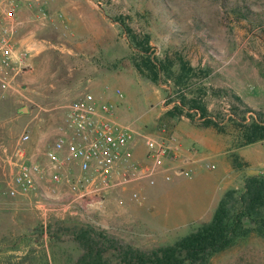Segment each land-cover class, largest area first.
Wrapping results in <instances>:
<instances>
[{
  "label": "rangeland",
  "instance_id": "rangeland-1",
  "mask_svg": "<svg viewBox=\"0 0 264 264\" xmlns=\"http://www.w3.org/2000/svg\"><path fill=\"white\" fill-rule=\"evenodd\" d=\"M53 2L60 5L49 8ZM66 3L80 7L65 8ZM47 8L62 13L65 22L55 20L22 30L26 44L34 47L28 59L31 67L18 76L16 90L0 101V145L14 144L25 132L29 135L23 143L26 155L41 157L56 137L65 105L91 83L97 91L86 89L114 101L116 120L137 133L173 134L185 147L194 146L206 155L234 144L230 127L220 133L200 126L198 120L168 113L176 99L172 83L156 85L139 78L128 59L131 50L125 34L112 20L117 15L136 31L150 33L158 57L165 51L179 52L192 66L208 71L200 81L207 89L226 88L251 110L264 112V0H52ZM204 99L211 113L219 109L230 113L227 96L209 91ZM245 99L254 100L249 103L260 109ZM195 137L206 138L209 148H202ZM137 152L142 153L141 149ZM6 179L0 169V264H71L80 249L65 236L63 240L51 238L45 230V225L62 218L53 211L41 222L37 207L31 209L33 217L27 216L31 212L16 199L31 195L8 194ZM178 181L156 175L138 186H145L147 203L154 192L157 198L167 199L171 185ZM132 191L129 194L135 200ZM33 198L34 204L38 196ZM136 210L133 213L143 219L140 223L108 230L135 247L171 243L191 228L182 220L174 222L173 230L152 227L146 210ZM210 264H264V237L241 240L214 255Z\"/></svg>",
  "mask_w": 264,
  "mask_h": 264
},
{
  "label": "built area",
  "instance_id": "built-area-1",
  "mask_svg": "<svg viewBox=\"0 0 264 264\" xmlns=\"http://www.w3.org/2000/svg\"><path fill=\"white\" fill-rule=\"evenodd\" d=\"M52 0H0V101L16 90L17 78L31 67L28 59L33 46L24 41V28L63 20L60 12H50ZM29 10L23 17L21 11ZM119 98L122 93L116 90ZM56 137L43 151L44 161L26 155L23 143L29 135L22 133L11 145H0V169L7 176L8 194L26 195L33 191L41 207L52 200L58 185L67 187L72 201L53 211L55 216H75V205L85 198H103L124 190L144 179L161 175L165 181L174 176L192 177L193 169L184 167V153L197 155L194 146L185 147L173 134L137 133L115 117L114 101L85 89L64 107ZM139 145L142 159L135 157ZM206 167L213 169L212 163ZM1 190V185H0ZM141 202L143 196L132 192Z\"/></svg>",
  "mask_w": 264,
  "mask_h": 264
},
{
  "label": "trees",
  "instance_id": "trees-1",
  "mask_svg": "<svg viewBox=\"0 0 264 264\" xmlns=\"http://www.w3.org/2000/svg\"><path fill=\"white\" fill-rule=\"evenodd\" d=\"M112 20L125 34L131 50L128 59L139 78L156 85L172 83L176 99L169 114L185 115L192 121L198 120L200 126L212 127L220 133L230 127L236 147L264 141V112L251 110L240 96L226 88L207 89L200 83L207 70L192 66L177 51H165L158 57L149 32L136 31L121 15ZM209 91L230 99L229 114L221 109L214 113L208 110L204 97ZM233 164L239 167L242 163L233 158ZM45 230L51 238L63 240L65 236L80 249L71 264H210L214 255L239 240L251 235L264 237V175H248L242 187L225 190L210 220L196 224L171 243L135 247L73 217L54 219L52 224L45 225Z\"/></svg>",
  "mask_w": 264,
  "mask_h": 264
},
{
  "label": "crops",
  "instance_id": "crops-1",
  "mask_svg": "<svg viewBox=\"0 0 264 264\" xmlns=\"http://www.w3.org/2000/svg\"><path fill=\"white\" fill-rule=\"evenodd\" d=\"M58 5H60L58 2H53L49 8ZM79 5L63 4L65 8L67 6H70V8H76L77 6L80 7ZM21 15L27 17L29 15V10L23 9ZM79 15H82V13L79 12ZM86 88L97 91V86L93 83L87 85L85 89ZM94 94L98 95L97 92ZM245 101L250 104L249 102H253L254 100L250 99L247 101L245 99ZM250 106L255 109H260V107H255L251 104ZM193 139L201 145L202 148H209V142L206 141V138L195 137ZM224 145L222 151L220 149H212L207 155L204 151L203 153L198 152L197 155L193 156L184 153L182 165L193 169L192 177L185 178L174 176L171 181H179L178 183L171 185L172 187L170 186L171 190L169 196L166 197L167 199H162L160 196L157 198V194L154 192L152 195H149V199L147 203H145L148 195L144 188L145 186L143 183H141L140 186L134 184L130 186L127 191L118 190L108 193L103 198H85L80 200L79 203L75 205L77 208V214L75 216L78 220L88 222L94 226H99L106 231L109 229L127 228L128 225L129 227H134L136 224L140 223L143 219L138 218L133 213L134 209H138V211L141 210V212L146 210L149 219L148 221L151 223L152 227H160L163 225L170 230H173L171 226H175L174 222L180 220L191 228L200 222L208 221L212 217L218 201L225 190L242 187L243 179L248 175H264V141L242 147H236L234 144ZM253 145H259L261 148L254 147ZM139 149H141L142 153H140L143 155L144 149L142 145H139L137 151ZM138 153L139 152L135 153V157L141 159L142 156L138 155ZM38 158L40 161H44L43 155L41 157L38 156ZM233 158H236L237 161L241 162V166L235 167L233 164ZM208 162L212 163L215 167L213 169L207 168L206 164ZM181 179H184L185 181H180ZM137 188L143 196L141 202L132 200L130 197L131 193L129 194L130 190L136 191L138 190ZM26 195H31V197L26 196L17 198L16 201H19L24 205L26 212H31V215H27L29 217H33V207H37L42 213L37 217L39 220L42 219L41 222H45L46 217L50 216L46 213L51 212L53 214L54 209L66 206L67 203L72 201V197L67 187L63 184L58 185L57 192L53 195V199L45 202L41 207L32 203L34 202L32 200L35 199L33 197H36L37 195L35 191ZM168 198H171V201ZM122 203H125L126 205L123 206ZM142 206L143 208H141ZM138 207H140V209ZM190 216L192 218L188 220V217ZM124 222H126V225H124ZM122 223L123 227H121ZM175 228H177V226ZM253 236L255 235H251L247 238L251 239ZM241 240L234 245L241 242Z\"/></svg>",
  "mask_w": 264,
  "mask_h": 264
}]
</instances>
